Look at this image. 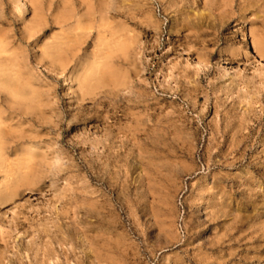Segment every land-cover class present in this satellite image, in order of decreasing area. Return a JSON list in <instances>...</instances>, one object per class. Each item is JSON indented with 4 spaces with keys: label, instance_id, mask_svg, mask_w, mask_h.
Here are the masks:
<instances>
[{
    "label": "rangeland",
    "instance_id": "rangeland-1",
    "mask_svg": "<svg viewBox=\"0 0 264 264\" xmlns=\"http://www.w3.org/2000/svg\"><path fill=\"white\" fill-rule=\"evenodd\" d=\"M255 39L264 0H0V264H264Z\"/></svg>",
    "mask_w": 264,
    "mask_h": 264
},
{
    "label": "bare ground",
    "instance_id": "bare-ground-1",
    "mask_svg": "<svg viewBox=\"0 0 264 264\" xmlns=\"http://www.w3.org/2000/svg\"><path fill=\"white\" fill-rule=\"evenodd\" d=\"M246 5V4H245ZM254 44H255V49H256V52L258 53V55L263 58L264 57V41L261 40V39H255L254 40ZM6 61H10L9 59H1L0 62H6ZM196 63H197V67L198 68H203L204 70H208L209 67L208 65L204 64L199 58L196 59ZM3 72H0V86L3 87L4 85L6 86V89L7 91L10 93V94H13L15 93L14 91V88L8 84L5 83V82H2V76H3ZM17 76V75H16ZM15 79V78H14ZM9 83V82H8ZM17 83V82H16ZM1 84H4V85H1ZM18 84V83H17ZM20 85L21 87V84H18V86ZM15 86V85H14ZM2 149H3V142H2V129L0 128V157H1V152H2Z\"/></svg>",
    "mask_w": 264,
    "mask_h": 264
}]
</instances>
